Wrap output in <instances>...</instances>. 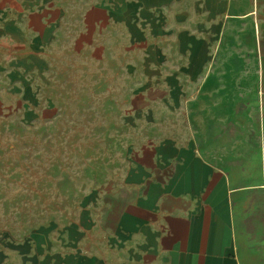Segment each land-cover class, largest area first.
<instances>
[{
  "label": "crops",
  "instance_id": "1",
  "mask_svg": "<svg viewBox=\"0 0 264 264\" xmlns=\"http://www.w3.org/2000/svg\"><path fill=\"white\" fill-rule=\"evenodd\" d=\"M64 51L128 77L125 168L62 230L6 238L0 264H264V0H0L13 93H49ZM223 55L254 67L257 128L214 156L189 111Z\"/></svg>",
  "mask_w": 264,
  "mask_h": 264
},
{
  "label": "rangeland",
  "instance_id": "2",
  "mask_svg": "<svg viewBox=\"0 0 264 264\" xmlns=\"http://www.w3.org/2000/svg\"><path fill=\"white\" fill-rule=\"evenodd\" d=\"M45 71L49 93L35 89L26 97L0 74V243L62 230L87 196L94 202L98 191L114 186L130 150L129 84L119 63L64 51ZM255 82L250 60L223 55L214 64L199 95L201 110L189 111L192 133L211 155L252 140ZM197 112L201 119L194 120Z\"/></svg>",
  "mask_w": 264,
  "mask_h": 264
}]
</instances>
